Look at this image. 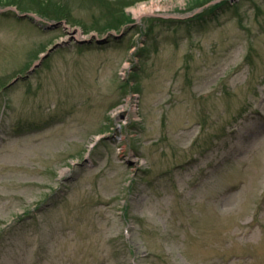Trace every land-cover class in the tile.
<instances>
[{
  "label": "rangeland",
  "instance_id": "374dc122",
  "mask_svg": "<svg viewBox=\"0 0 264 264\" xmlns=\"http://www.w3.org/2000/svg\"><path fill=\"white\" fill-rule=\"evenodd\" d=\"M220 1L0 0V264H264V0Z\"/></svg>",
  "mask_w": 264,
  "mask_h": 264
},
{
  "label": "water",
  "instance_id": "95a60500",
  "mask_svg": "<svg viewBox=\"0 0 264 264\" xmlns=\"http://www.w3.org/2000/svg\"><path fill=\"white\" fill-rule=\"evenodd\" d=\"M9 8H11V9H14V7L12 8V7H9ZM3 9H0V11H2ZM21 15L22 16H32V14H28V13H21ZM34 16V15H33ZM36 19H42V18H40V17H38V16H34ZM47 53H43L42 54V57H41V59L46 55ZM41 59H40V61H41ZM40 61L39 62H35V63H33V65H32V67L29 69V72H31V71H33L34 70V68H36L38 65H39V63H40ZM27 75H28V73H27ZM18 78L16 77V78H14L13 79V81L12 82H15L16 80H17Z\"/></svg>",
  "mask_w": 264,
  "mask_h": 264
},
{
  "label": "bare ground",
  "instance_id": "6f19581e",
  "mask_svg": "<svg viewBox=\"0 0 264 264\" xmlns=\"http://www.w3.org/2000/svg\"><path fill=\"white\" fill-rule=\"evenodd\" d=\"M155 10V8H153V7H144L143 5H140L137 9H135L134 10V12H135V15H139V14H142V13H144V12H146V11H154Z\"/></svg>",
  "mask_w": 264,
  "mask_h": 264
},
{
  "label": "trees",
  "instance_id": "16d2710c",
  "mask_svg": "<svg viewBox=\"0 0 264 264\" xmlns=\"http://www.w3.org/2000/svg\"><path fill=\"white\" fill-rule=\"evenodd\" d=\"M226 1H228V0H222V1L218 2V3H216L215 5L214 4L213 5H209V8H208L209 12L215 10L216 7L220 6L222 3H225ZM207 10L203 11L202 13H200V15L203 16L205 14V12H208Z\"/></svg>",
  "mask_w": 264,
  "mask_h": 264
}]
</instances>
